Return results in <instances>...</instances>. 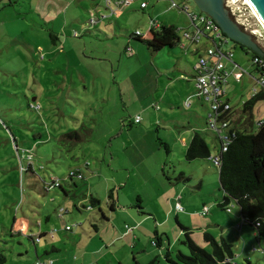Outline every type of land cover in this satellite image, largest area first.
<instances>
[{
    "label": "rangeland",
    "instance_id": "374dc122",
    "mask_svg": "<svg viewBox=\"0 0 264 264\" xmlns=\"http://www.w3.org/2000/svg\"><path fill=\"white\" fill-rule=\"evenodd\" d=\"M3 1L8 3L9 0ZM12 1L14 8L11 10L14 11L11 12H16L22 20L10 15L9 23L0 29V253L6 258L2 264H35L38 258L43 263L52 259L54 264H80L76 259H80L87 248L95 250L103 246L102 237L109 236L115 222L116 225L126 218L124 213L110 211L107 192L111 189H118L120 200L125 204L130 203V194L135 205L138 196L143 197L146 204L148 199L169 190L174 195L183 194L188 202V208L180 204L186 209L179 211L180 214L189 213L188 210L198 214L203 204L219 211L218 204L223 197L219 169L211 161H185L184 157L180 158L182 152L176 144L179 133L189 129V115L193 118V113L181 106L175 117L185 124L177 125L163 116L167 102L160 96L166 89L165 79L162 77L164 83L158 87V66L153 65V59L168 61L172 58L170 53L179 46L153 53L145 43L131 38L137 31L146 36L151 19L175 26L182 35L185 28L190 30V18L183 7L198 13L194 2L177 0L182 8H172L169 0H145L148 8L142 10L141 0H138L117 15L93 25L90 20L107 13L103 0H81L80 3L74 0L72 4L69 0H61L68 7L63 13L61 27L54 29L61 47L52 42L51 24H42L41 28L46 30L43 34L33 29L37 15L29 0ZM75 32L80 33V37H76ZM14 37L22 43L15 46V42H11ZM28 39L32 46L25 44ZM35 40L42 47L35 46ZM257 43L264 50V42ZM128 46L131 52L126 51ZM228 48L234 53L239 70L244 71L239 81L230 78L227 87L226 97L233 109L238 110L233 113L237 120L240 115L243 117L241 108L252 97L253 87H261L253 79H257L258 73L252 55L232 41ZM176 87L182 89L180 84ZM167 91L166 97L171 98L172 91ZM207 113L204 105L198 114L206 119ZM137 117L141 118L139 124L135 123ZM263 119L264 101H260L254 109L255 130ZM192 121L195 123L197 119ZM72 131L83 132L85 140L71 146L64 141L63 135ZM36 135L41 137L35 138ZM111 137L113 145L110 147ZM213 137L204 136L215 156L219 143ZM125 139L134 144L126 150ZM160 142L169 145L171 159ZM30 164L32 170L26 172ZM173 167L186 170L188 181L177 183L180 172L175 178ZM71 171H80L84 178L71 181ZM164 171L167 177L172 176L174 185L164 178ZM129 172L127 186H122L119 182L126 183ZM109 177H115L117 182L107 189ZM162 178L167 188L162 187ZM52 181L59 182L61 187L48 192L46 188L49 189ZM90 196L99 199L100 206L91 207ZM202 199L207 201L202 202ZM233 205L235 213L232 214L237 216L239 208ZM100 209L106 217L113 218L112 225L103 220ZM172 212L170 221L162 227L158 223L157 227L168 229L173 251H176L185 234L176 221L175 210ZM221 212L228 216L227 212ZM23 214L33 224L16 231L20 227L13 224V219L24 217ZM166 215L167 212L160 210L158 219L163 221ZM98 216L101 222H95ZM90 223H97L100 232ZM67 226L72 230L66 231ZM152 227L156 228L153 219L151 225H145L140 245L156 250L157 256L158 248L153 244L155 241L151 242L157 240L154 231L146 233V229ZM40 233L49 235L34 245L29 236ZM194 234L198 236L197 232ZM124 241L114 247L124 263L134 264L135 258L142 257L143 261L146 256L148 259V254L141 255L137 250L125 248ZM253 243L256 249L251 250L254 244L249 246V255L233 249L235 262L246 264L249 259L251 264H264V242L260 247L253 237ZM207 246L209 250L204 249L211 251V246ZM52 247L58 250L52 251ZM188 253L187 249L185 254Z\"/></svg>",
    "mask_w": 264,
    "mask_h": 264
},
{
    "label": "crops",
    "instance_id": "0c3cea01",
    "mask_svg": "<svg viewBox=\"0 0 264 264\" xmlns=\"http://www.w3.org/2000/svg\"><path fill=\"white\" fill-rule=\"evenodd\" d=\"M29 1L32 4V6L30 5V7L33 9L34 14L37 15V22H35L33 29L43 34L45 33L46 30L44 27L41 28L42 24L44 25L51 24L52 31H50V33L57 35L54 29L57 27L58 28L61 27V19H62L63 13L65 10H68V7H65V5L63 4L61 0H29ZM69 1H70V4H72V1L74 0H69ZM77 1H79L80 3L81 0H77ZM134 1H138V0H134ZM143 2H146V1L141 0V4ZM146 3L148 5V2ZM141 4H140V8H141ZM12 7L14 8L12 0H9L8 3L7 1L0 0V26H1L0 29H2L4 26L7 25V23H9L8 18L10 15L14 16V19H19L20 21L22 20V18L18 17V14L16 12L15 13L11 12V11H14V10H11ZM103 8L106 10L107 13L103 14L102 16L107 17V19L111 18L112 16L117 15V12L112 14L110 9H107L106 7H103ZM97 11L100 12L99 9ZM102 19H105V18H102ZM99 21H102V20H99ZM151 21H153V19H151L150 22ZM155 21H158V20H155ZM150 22L148 23V31L147 33H145L146 38L151 36V33H149ZM159 23L162 26L175 27L173 25H168L166 22L160 21ZM90 24H93L92 20H90ZM67 25L68 24L65 25V29L67 28L66 27ZM37 26L38 28H36ZM189 27H190V30L185 28L184 31L192 34L195 28L193 27L191 21L189 23ZM75 36L80 37V33L75 32ZM179 36H180V42L174 48H176L177 46L179 47L170 53L172 55V58L169 59L168 61L161 60V59L159 60L153 59V65L158 66L156 70L157 79H158L157 81L158 87L160 86V84L164 83V81L162 80V77H164L165 88L169 91L171 90L173 93L171 98H167L166 96L168 94V91L165 92L166 91L165 89V91L163 92V95L161 96L157 95V97L160 96L162 101L164 100L167 102V108L163 111V116L170 119L173 123L177 125V124H185L184 123L185 121H180V120L176 121L178 119H176L175 117L176 111L181 109V106L185 108L186 107L189 108L191 110L190 112L193 113V118H190L192 117V115H189V121H188L189 129L186 132L179 133V136L177 137V139H175L176 144L180 146V150L182 152V156L180 158H183V157L185 158L187 149L195 133H200L203 137L207 136V138H210V135H213L216 140V136L211 131H209L207 128V115H206V119H203L198 114L201 108L202 107L204 108V105H206L208 108V104L207 102L199 98L197 90H196V84H195V66L198 62V58L202 55H205L206 48L211 47L212 43L207 37H203L200 43L195 44L190 39L185 37L183 33L182 35L179 34ZM106 37L108 36L106 35ZM43 40L44 41L46 40L45 37ZM11 42L12 43L15 42V46H17L16 44L22 43V41L18 37H14L13 41ZM25 44L27 46H32V42L29 39L25 41ZM33 44H36L35 46L42 47L41 45H39L41 43H38L36 40L33 41ZM53 44L59 45L62 47V43L59 37L56 41L53 42ZM127 48H130V47L129 46L126 47V51H127ZM51 50H54V49H51ZM225 67H226V70L232 74L230 78L236 79L235 75L237 74V70L234 68L233 63L231 61L226 60ZM239 73L241 72L239 71ZM113 76L115 77L114 74ZM241 77H242V73L240 74V78ZM253 79H254V82L256 83V79L255 78ZM177 84L181 85V88H182L181 90L177 89L176 87ZM229 84H230V81H229ZM226 99L230 102V99L228 97H226ZM234 111L236 112L238 110L234 109ZM186 112H189V111H186ZM241 117L242 115H240L239 119L237 118L236 125L240 122ZM192 119H197V122L194 123ZM191 131L193 133H191ZM116 137H119V136H116ZM132 143L133 142H131L130 139H125V142H124L125 150L128 149L130 145H134ZM109 144H110V147L113 145V137L110 138ZM167 155L168 157H170L171 152L170 154H167ZM195 161H210V160H195ZM171 164H173L172 161H171ZM173 170H174L173 173H174L175 178L177 177L176 174H178V172H180V174L183 173L186 176V178H188V173L186 170L180 169L178 167H173ZM162 173H163V176H165L164 178L170 184L172 185L175 184L172 176L167 177V174L165 173V171ZM130 176H131V173L129 172L128 176L126 177V183L119 182V184L126 187L127 181L129 180ZM114 182H117L115 180V177H109L107 179L106 188L109 189L111 187V184ZM162 182L164 183L162 187L167 188L163 178H162ZM200 187L201 188L203 187L202 180L200 183ZM141 198L139 196L137 197L138 204L136 205H139L141 207V208H138L134 204L135 201L131 199V194H130V203L125 204L121 202L120 196L118 193V203H119L118 207L115 209V211H112L110 208L109 209L110 211L115 212V213L117 212L124 213L126 218L123 219L124 221L122 220L116 225H115L116 222L114 223V225H112L111 222L113 221V218H111V216L106 217L107 214L103 210L100 209L101 214L103 212V216L101 215L103 217V220L106 219L105 222H107L109 225H112L114 230L110 232L109 236L102 237L101 240L103 242V246H99V248L102 247L101 249L97 248L95 250H89L87 248L84 251L83 256L80 259L79 258L76 259L78 262L80 261V264H126L124 263V261L121 259L120 256L116 255L117 253L115 251L116 249L114 250L115 245L124 240L125 241H124L123 246L125 248L131 249L133 251L137 250V252L141 255L144 253L145 255L147 254L149 255L148 259L146 256L144 257L143 261H141L142 257L141 259L135 258L134 264H144L143 262L145 260H148L150 262L154 259H158L160 262L165 263V258H166L167 253H170L173 257L179 252L185 253L188 248H186V246L183 243H181L180 246L176 248L177 252L173 251L174 244L171 242V237H170V233L168 229H165V228L159 229V227H157L158 223L162 227L170 221L171 216L173 215V212H172L173 210H175L176 212L175 213L176 221L178 225L181 226L182 232L185 234L186 231H183L184 230L183 228L188 229V231L191 232V237L195 241V243L199 244L203 248H206L209 250V246H207L206 242L204 241L205 233H211L218 241L224 240L227 243L232 244L233 249L237 248L238 250H241L240 254L242 255L243 254L249 255L251 253V251H249L248 248L249 246L254 244L253 237H255V239L258 241V245L260 247L262 246L261 242L258 239L257 232L255 230L254 232L253 230H249L248 227L250 226L247 225L246 223L243 224V218L240 215V213L237 216L232 214L233 212L235 213L234 209L231 213H227L228 216H224L223 213L221 212L224 210L220 209L219 207H218L219 211L211 208V210L209 209L208 214L203 216L201 212L203 208L206 207L205 204H203L202 208L198 209L199 210L198 214H195L194 210L193 211L188 210L189 213L180 214V212L176 209L178 204L184 203V206L188 208V202L184 200V196L181 193L174 195L173 192H170L169 190H167L163 192L162 195L159 194L158 196H156L155 198L151 200L148 199L146 204H145V201L143 200V197ZM206 201H207L206 199H202V202H206ZM172 202L174 203L173 208H172ZM160 210H162L163 212H167L166 218L163 219V221H160L158 219V214H160ZM183 210H186V209L183 208ZM23 216L24 217H20V218L14 217L13 219V224L16 225L17 227H20L16 231H23L24 228H27L31 224H33L29 222V217L25 216L24 214ZM152 219L154 220L156 228H153V227L150 229L148 228L146 229V233L149 234V231H154V234L157 240L152 239L151 242L153 241L158 242V245L156 246V248H158L159 254L157 256L155 255L156 250L154 249L149 250L148 247L146 246L142 247V245H140L142 238H143L142 235L145 231L144 227L145 225L147 226H149V224L151 225ZM100 220L101 219L99 218V220L98 221L96 220L95 222H101ZM90 224L91 226H93V228L94 226H96L97 229L95 231L100 232V228L97 223H94V225L92 223ZM123 224H125L126 226L123 227ZM238 225H242V226L238 229L239 227ZM194 232L195 233L197 232L198 236H195ZM179 242H181V237L179 238ZM204 243L206 245H204ZM255 249H256V245L254 244L252 245L251 250L253 251ZM52 250L57 251L58 249L53 247ZM105 250H108V251L105 252ZM108 256H112L111 260L107 259ZM113 257L116 258V261ZM49 260H52V259H49ZM235 263L239 264L238 262H235Z\"/></svg>",
    "mask_w": 264,
    "mask_h": 264
},
{
    "label": "trees",
    "instance_id": "16d2710c",
    "mask_svg": "<svg viewBox=\"0 0 264 264\" xmlns=\"http://www.w3.org/2000/svg\"><path fill=\"white\" fill-rule=\"evenodd\" d=\"M50 36L52 42L58 39V36L53 33ZM131 38L145 43L153 53H157L166 47L174 48L180 42L179 29L172 26H162L160 29L153 30L148 38L143 36L136 37L134 34L131 35ZM240 47L247 54H251L252 58L257 55L248 48ZM256 71L258 72V68ZM260 101H264V92L252 96L243 103L241 108L243 117H241L240 122L234 129L232 144L229 146L228 151L223 152L221 155L222 165L219 169V181L224 195L218 207L226 212V209L232 203H235L239 208V213L244 223L255 228L259 241L264 242V119L262 123L257 125L256 130L254 128V109ZM38 137L41 136H35V138ZM63 139L70 142L71 146H74L85 140V134L72 131L64 134ZM160 143L164 146L167 154H170L169 146L166 143ZM211 156V150L205 138L200 133H195L187 149L185 160L188 162L209 160ZM31 158L30 155L29 159ZM31 170L32 164L26 168V172ZM78 173L82 174L80 171ZM73 179L74 177L70 178L71 181ZM186 180L188 181L183 173L176 178L177 182ZM49 190L46 188V191L49 192ZM89 202L91 207H97L101 204V201L94 196L89 197ZM107 205L112 211H115L118 207V189L108 191ZM136 206L141 208L139 205ZM96 229V226H94V230ZM183 229L186 232L182 243L188 248L189 253L179 252L174 257L167 253L165 263L154 259L148 264H236L234 262L232 244L224 240L218 241L211 233H205L204 241L212 248L211 251H208L195 243L188 229ZM71 230L66 229V231ZM45 235H49V233H40L29 237L33 244L36 245L41 242L42 237ZM155 245L157 246L158 242H155ZM5 261V256L0 253V264ZM38 261H41L40 258L35 264ZM246 264H251V262L247 260Z\"/></svg>",
    "mask_w": 264,
    "mask_h": 264
},
{
    "label": "built area",
    "instance_id": "2783aa9c",
    "mask_svg": "<svg viewBox=\"0 0 264 264\" xmlns=\"http://www.w3.org/2000/svg\"><path fill=\"white\" fill-rule=\"evenodd\" d=\"M133 2L134 0H103L104 7L110 9L112 14L124 10L131 6ZM170 3L172 8H182V4L177 0H170ZM224 4L231 19L244 32L249 34L253 39L256 38L257 40H255L257 42H264V26L246 0H224ZM147 6V3L143 2L141 4V9L145 10ZM183 9L187 12L195 28L192 34L184 31V36L195 44L200 43L203 37H207L212 43L211 47L206 48L205 55L198 58V62L195 66V84L199 98L208 104L207 128L216 136L220 144L219 153L215 156H211L209 160L220 169L222 165L221 155L223 152H227L229 146L232 144L234 138L233 132L236 127V119L233 115L234 109L226 99L227 86L229 85L232 74L226 70L225 61H231L237 72L240 71V67L234 62V53L228 48L230 39L218 28L217 24L205 13L200 11L198 13L190 12L189 9L185 7H183ZM102 18L107 17L100 16L99 19L93 18L92 23L94 24ZM161 27L162 25L158 21L153 20L149 25V33ZM134 35L136 37H145L139 31ZM127 52H131V49L127 48ZM252 61L256 69L258 68V72L256 71L258 73L256 83L261 87L258 88L257 85L253 87L252 93L253 96H256L260 92H264V58L256 55L252 58ZM240 72L243 73L244 71L242 70ZM235 77L239 81L241 79L240 73H237ZM35 108L38 109L39 107L37 106ZM262 121L263 120H259L258 124L262 123ZM135 123H141V118L137 117ZM73 177L83 178L82 174L78 173V171H71L69 173V178L72 179ZM56 187H61V184L54 181L49 186V189ZM233 209L234 205H230L226 209V212L231 213ZM177 210H183L180 204L177 205ZM208 212L209 208L204 207L201 214L205 216ZM241 226L242 225L239 227ZM66 229L71 230L72 228L67 226ZM153 244H155V242ZM262 250L264 251V249ZM36 264H53V261L49 260L46 263L38 261Z\"/></svg>",
    "mask_w": 264,
    "mask_h": 264
},
{
    "label": "water",
    "instance_id": "95a60500",
    "mask_svg": "<svg viewBox=\"0 0 264 264\" xmlns=\"http://www.w3.org/2000/svg\"><path fill=\"white\" fill-rule=\"evenodd\" d=\"M200 12L205 13L218 28L238 46L250 49L264 58V50L246 32H244L229 16L224 0H192ZM253 6L264 21V0H251Z\"/></svg>",
    "mask_w": 264,
    "mask_h": 264
},
{
    "label": "bare ground",
    "instance_id": "6f19581e",
    "mask_svg": "<svg viewBox=\"0 0 264 264\" xmlns=\"http://www.w3.org/2000/svg\"><path fill=\"white\" fill-rule=\"evenodd\" d=\"M248 2V4L252 7V9L254 10V12L256 13V15L258 16V18L260 19L262 25L264 26V21L262 20V18L260 17V15L258 14L257 10L255 9V7L253 6L251 0H246Z\"/></svg>",
    "mask_w": 264,
    "mask_h": 264
}]
</instances>
